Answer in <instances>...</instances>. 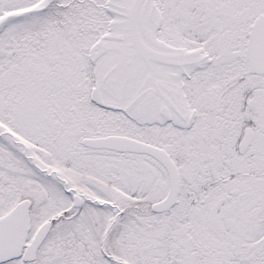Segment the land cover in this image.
<instances>
[{"label": "snow or ice", "instance_id": "1", "mask_svg": "<svg viewBox=\"0 0 264 264\" xmlns=\"http://www.w3.org/2000/svg\"><path fill=\"white\" fill-rule=\"evenodd\" d=\"M0 264H264V0H0Z\"/></svg>", "mask_w": 264, "mask_h": 264}]
</instances>
